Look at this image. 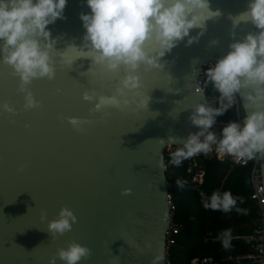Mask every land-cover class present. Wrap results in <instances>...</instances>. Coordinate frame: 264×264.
I'll list each match as a JSON object with an SVG mask.
<instances>
[{"label":"water","instance_id":"obj_1","mask_svg":"<svg viewBox=\"0 0 264 264\" xmlns=\"http://www.w3.org/2000/svg\"><path fill=\"white\" fill-rule=\"evenodd\" d=\"M209 2L222 15L206 22L198 43L187 45V37L179 42L161 59L162 70L145 71L141 65L138 90L150 96L148 110L132 105L124 112L108 108L90 114L94 102L84 101L83 93L112 95L116 81L85 73L88 60L69 68L59 56L54 57V79L27 85L39 106L25 110L19 77L0 59V264H49L70 241L92 250L79 264H109L113 256L119 257L117 264H152L157 257L162 258L156 264H165L170 213L164 148L181 146L199 131L188 117L191 105L208 106L199 84L201 68L226 55L230 43L258 31L241 23L232 35L229 15L245 11L249 0ZM81 13H90L86 0H67L64 18L47 26L57 50L82 43ZM213 40L218 43L212 45ZM237 98L246 116L253 106L242 95ZM5 102L15 114L4 111ZM69 117L95 123L81 125L79 132ZM257 159L264 185V153ZM125 189L131 194L122 195ZM62 207L72 210L77 221L53 239L47 223ZM56 264L64 262L57 258Z\"/></svg>","mask_w":264,"mask_h":264},{"label":"clouds","instance_id":"obj_2","mask_svg":"<svg viewBox=\"0 0 264 264\" xmlns=\"http://www.w3.org/2000/svg\"><path fill=\"white\" fill-rule=\"evenodd\" d=\"M86 3L90 13L80 14L85 29L82 43H68L63 50H57L56 40L52 39L47 26L64 18L67 0H0V59L12 69L13 76L19 77L18 91L25 93V110L39 106L27 85L33 79H54L56 56L69 68L77 61L88 60L90 64L85 73L116 81L112 95L98 94L95 90L83 93L84 101L94 102L90 114L108 108L124 112L132 105L148 110L151 98L138 90L141 65L145 66V71L162 70L161 59L179 42L187 37V45L198 43L207 30L206 22L222 15L219 9H211L209 0H86ZM229 19L233 36L241 23H251L258 31H250L230 43L227 54L207 67V80L226 103L221 107L203 103L190 106L188 120L199 131L190 133L171 153L174 165H179L182 159L207 153L213 145L216 152L239 160H250L255 154L264 153V110H259L264 109V0H249L245 11L229 15ZM193 29H199L196 36L189 35ZM210 43L215 45L218 41ZM238 94L253 110L242 123L229 122L218 136L210 129L216 117L235 103ZM2 107L5 112L15 114L16 110L7 102ZM171 114L176 115L174 111ZM68 122L79 132L84 131L81 125L95 123L75 117H69ZM130 194V189L122 192V195ZM236 204L237 198L230 191H216L204 202V207L229 212ZM44 219L46 214L42 213L41 220ZM76 221L73 211L62 207L57 218L48 221V233L55 239L70 231ZM222 235L225 237L223 245L228 248L230 232ZM91 254L89 247L70 241L66 248L57 249L49 264H56L57 258L64 264H79ZM161 258H155L152 264ZM118 259L113 256L109 264H117Z\"/></svg>","mask_w":264,"mask_h":264},{"label":"trees","instance_id":"obj_3","mask_svg":"<svg viewBox=\"0 0 264 264\" xmlns=\"http://www.w3.org/2000/svg\"><path fill=\"white\" fill-rule=\"evenodd\" d=\"M206 94L215 95V89L208 80ZM236 100L239 105L237 96ZM235 106L236 101L225 112L224 118L234 116ZM164 158L166 175L172 184L169 193L176 207L174 216L177 223L182 226L176 236V244L169 251L172 264H190V259L199 256L211 255L220 258L229 253L250 251L248 245L232 240H229L230 246L225 248L223 245L225 237L222 234L229 231L230 236L227 238L241 236L252 227L255 208L249 200L251 165L231 168L227 162L206 160L203 185L200 188L206 193L217 190L221 193L230 191L237 198V204L229 212L211 208L205 211L198 199L196 187L187 180V160L182 159L179 165H174L171 163V154L165 153Z\"/></svg>","mask_w":264,"mask_h":264},{"label":"built area","instance_id":"obj_4","mask_svg":"<svg viewBox=\"0 0 264 264\" xmlns=\"http://www.w3.org/2000/svg\"><path fill=\"white\" fill-rule=\"evenodd\" d=\"M215 63V62H214ZM214 63L205 64L199 73L200 80L199 84L201 89L206 94L207 88V77L206 70L207 67ZM213 86V85H212ZM214 88V87H213ZM206 98L208 101V106L212 107H221L222 104L226 103L223 101L219 93L215 90V95H207ZM236 101V106L234 110V116L230 118H224V114L216 117V123L210 129V131L215 132L218 136L221 134L222 128L227 125L229 122L235 121L237 123H242L243 118L245 117L240 110V107ZM180 146H172L167 144L164 148V153H173ZM216 145L212 146V149L207 153H200L194 155L193 157L187 158V168L186 175L187 180L197 186V195L201 201V204L204 210L209 208L204 207V202L209 199L203 189L200 188L203 184L205 170L202 165V161L205 159L215 158L219 162H230L231 167H245L248 164L251 165L249 172L250 183L252 187V192L249 195L250 200L255 206L256 220L247 235L236 237V240L250 245L251 251L246 253H239L235 255H227L225 257L215 258L213 256H202L194 257L190 259V264H264V185L263 180L259 171V163L257 159V154L250 160H239L234 156L221 154L216 152ZM172 187L171 182L167 181V188L170 192ZM168 207L170 213L169 225L165 233V264H171L169 250L172 246L176 244V236L181 230V225L173 222V216L176 211L175 204L172 200L171 194L168 195Z\"/></svg>","mask_w":264,"mask_h":264},{"label":"crops","instance_id":"obj_5","mask_svg":"<svg viewBox=\"0 0 264 264\" xmlns=\"http://www.w3.org/2000/svg\"><path fill=\"white\" fill-rule=\"evenodd\" d=\"M206 160H214V161H217V162H219L218 160H216L215 158H212V159H205V160H203L202 161V165H203V168H204V162L206 161ZM227 163H230V162H227ZM232 168V167H231ZM204 170H205V168H204ZM170 180V179H169ZM249 181H250V176H249ZM203 185V184H202ZM195 186V185H194ZM196 187V193H197V186H195ZM250 187H251V183H250ZM203 189V188H202ZM203 191L206 193V191L203 189ZM218 191V190H217ZM251 192H252V187H251ZM207 195H209V196H211V194L212 193H206ZM250 195V194H249ZM198 196V195H197ZM199 199V198H198ZM249 200H250V198H249ZM199 201H200V199H199ZM251 201V200H250ZM252 202V201H251ZM200 203H201V201H200ZM253 204V203H252ZM253 206H254V204H253ZM254 208H255V206H254ZM209 210V209H208ZM205 211H207V210H205ZM254 217H255V219H254V222H253V224H252V227H253V225H254V223H255V220H256V212L254 211ZM173 222H175V223H177V221H176V218H175V216H173ZM177 224H179V223H177ZM181 225V224H180ZM182 227V226H181ZM252 227L250 228V230L246 233V234H244V235H247L250 231H251V229H252ZM241 236H243V235H241ZM236 237H239V236H233V237H230V238H228L229 240H232V241H240V240H236ZM241 242V241H240ZM243 243V242H242ZM243 244H245V243H243ZM245 245H248V244H245ZM249 247H250V245H248ZM170 251V250H169ZM250 251H251V247H250ZM250 251H248V252H250ZM243 253H246V252H243ZM236 254H239V253H236ZM169 255H170V252H169ZM227 255H235V254H227ZM227 255H224V256H221V257H225V256H227ZM205 256H211V255H205ZM200 257V256H199ZM171 264H172V262H171Z\"/></svg>","mask_w":264,"mask_h":264}]
</instances>
